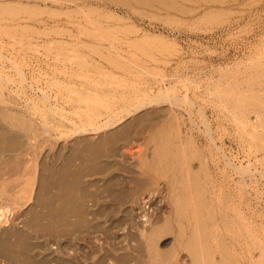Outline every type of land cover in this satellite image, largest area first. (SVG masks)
<instances>
[{"label": "rangeland", "instance_id": "1", "mask_svg": "<svg viewBox=\"0 0 264 264\" xmlns=\"http://www.w3.org/2000/svg\"><path fill=\"white\" fill-rule=\"evenodd\" d=\"M0 52V264H245L241 213L264 240V0H0Z\"/></svg>", "mask_w": 264, "mask_h": 264}, {"label": "bare ground", "instance_id": "2", "mask_svg": "<svg viewBox=\"0 0 264 264\" xmlns=\"http://www.w3.org/2000/svg\"><path fill=\"white\" fill-rule=\"evenodd\" d=\"M96 32V31H95ZM95 35V34H94ZM103 36V35H102ZM1 53V52H0ZM5 58V57H4ZM3 58V59H4ZM9 60V59H8ZM7 60V61H8ZM5 61V60H4ZM78 61H79V63L81 64V65H84V61L83 60H81V59H78ZM12 66H14L15 67V69L17 70V72H19L18 74H20L21 75V77H22V82H24V83H26V82H29V81H27V79L25 78V76L23 75V73L21 72V70H19V68H18V65H16L15 64V62H12V60L11 61H8ZM9 65V64H8ZM136 66V65H135ZM147 72V71H146ZM111 75V74H110ZM147 75V74H146ZM148 75H150V74H148ZM262 76V75H261ZM259 77V76H258ZM5 78V77H4ZM4 78H2V77H0V82L2 83V84H7V86L8 85H10V83H12V81L11 80H6V79H4ZM258 79V78H257ZM143 80V79H142ZM141 80V81H142ZM259 80V79H258ZM152 81V80H151ZM144 82V81H143ZM161 82V81H160ZM113 83V82H112ZM146 83V82H145ZM144 83V84H145ZM1 84V85H2ZM13 84V83H12ZM143 84V85H144ZM17 85V84H16ZM13 86V85H12ZM34 86V85H33ZM31 87V86H30ZM3 88V87H2ZM1 87H0V95L2 94V90L4 89H2ZM152 88V87H151ZM172 87H169V88H166L165 90H161V93L163 92V91H168L169 89H171ZM18 88H16V90H17ZM10 90V89H9ZM20 90V89H19ZM150 90V89H149ZM15 91V90H14ZM104 91V90H103ZM20 92V91H19ZM43 92V91H42ZM105 92V91H104ZM111 92V91H110ZM109 92V93H110ZM116 93V92H115ZM160 93V92H159ZM164 93H166V92H164ZM221 93V92H220ZM133 94H136V93H133ZM157 94V93H156ZM4 95V94H3ZM111 95V94H110ZM112 95H114V94H112ZM143 95V94H142ZM160 95V94H159ZM162 95V94H161ZM171 95V94H170ZM2 96V95H1ZM16 96V95H15ZM136 96V95H135ZM140 96V95H139ZM144 96V95H143ZM177 96V95H176ZM4 97V96H3ZM2 97V98H3ZM43 97L46 99L47 97H46V94L45 93H43ZM161 97V96H160ZM174 97V96H173ZM242 97V96H241ZM5 98V97H4ZM124 98V97H123ZM145 98V97H144ZM153 99H155V100H161L160 98H159V96L158 97H156V96H154V97H152ZM169 98V97H168ZM1 99V98H0ZM9 99V98H8ZM146 99V98H145ZM241 99V98H240ZM246 99V98H245ZM249 99H251V98H249ZM11 100V99H10ZM163 100V99H162ZM165 100V99H164ZM169 100V99H168ZM174 100H176V101H178V102H180V101H182V100H180L179 98H174ZM242 100H243V98H242ZM252 100V99H251ZM250 100V101H251ZM16 101V100H15ZM111 101H113V99L111 100ZM171 101V100H170ZM185 101V100H184ZM240 101V100H239ZM263 101V100H262ZM261 101V102H262ZM2 102H4V100L2 101ZM24 102V101H23ZM156 102H158V101H156ZM162 102V101H161ZM173 102V101H172ZM185 102H187V101H185ZM245 102V101H244ZM247 102H248V104H249V100H247ZM140 103H142V102H139L138 104H140ZM176 103V102H175ZM188 103H189V101H188ZM216 103V102H215ZM241 103V102H240ZM137 104V105H138ZM160 104V103H159ZM190 104H191V102H190ZM137 105H135V106H137ZM184 105V104H183ZM187 105V104H186ZM251 105V104H250ZM29 106H31V108H32V110L34 111V112H36V110H37V108H36V104L35 103H33L32 105H29ZM223 106V105H222ZM252 106H253V104H252ZM263 109H264V104L262 103V105H260ZM260 106L258 107V108H260ZM140 107H143L142 106V104H141V106L139 105V106H137V107H134L136 110L137 109H139ZM190 107H191V105H190ZM237 107V106H236ZM238 107H239V104H238ZM8 108V107H7ZM225 108V107H224ZM240 108H241V110L242 109H246L245 108V106H244V104L242 103L241 105H240ZM261 109V108H260ZM263 109H261V110H263ZM55 110H56V107H52V109H51V111H52V113L54 112L55 113ZM105 110V109H104ZM227 110V109H226ZM8 111V110H7ZM11 111V110H10ZM94 111H95V109H94ZM94 111H93V109L92 110H90L89 112L87 111V114H88V118H90V119H94L95 118V115L97 116L98 115V113H99V111H97L98 113H94ZM128 111H129V113H130V111H131V108L130 109H128ZM127 111V112H128ZM198 111V110H197ZM243 111V110H242ZM91 112H93V113H91ZM241 112V111H240ZM123 113V112H122ZM199 113V112H198ZM246 113V112H245ZM264 113V112H263ZM91 114V115H90ZM114 114V113H113ZM248 114V113H247ZM259 114V113H258ZM82 115V114H81ZM84 115H86V114H84ZM24 116V115H23ZM78 116V115H77ZM244 116V115H243ZM259 116V115H258ZM7 117H9V115L7 116ZM189 117V116H188ZM260 117V116H259ZM79 118V117H78ZM100 118V117H99ZM19 119V118H18ZM109 120H110V118H109ZM82 121V120H81ZM20 122L22 123L23 121H21L20 120ZM25 122V121H24ZM73 122V121H72ZM261 122H262V124H261V126H263L264 127V120L262 121L261 120ZM260 122V123H261ZM21 123H19L20 125H21ZM27 123V122H26ZM104 123V122H103ZM203 123V122H202ZM240 123V122H239ZM259 123V122H258ZM24 124V123H23ZM93 124V123H92ZM108 124H109V122H107V123H105V124H103V125H97V124H93V125H84V128H86L85 130L86 131H89L90 129H101L102 127H107L108 126ZM16 125V124H15ZM26 126H28V124L26 125ZM32 126V125H31ZM22 127V126H21ZM81 127V126H80ZM206 127H208L207 125H206ZM23 128V127H22ZM29 128V127H28ZM83 128V129H84ZM241 130H242V134L243 135H245L246 137H248L249 138V140L250 141H252L253 142V144H256L257 146H262V137H260L259 136V133H256V131H255V127L253 126V125H251L250 123H249V120H241ZM259 128V127H258ZM261 128V127H260ZM26 129H27V127H26ZM88 129V130H87ZM29 131V130H28ZM201 131V130H200ZM205 131V130H204ZM207 131L209 132V130L207 129ZM73 134V133H72ZM238 134V133H237ZM62 135V134H61ZM210 135V134H209ZM262 135V134H261ZM177 136V135H176ZM211 137V136H210ZM212 138V137H211ZM213 140V139H212ZM264 140V139H263ZM165 141H167V140H165ZM211 141V140H210ZM211 142H213V141H211ZM214 143V142H213ZM191 144V143H190ZM216 144V143H215ZM215 144H214V146H215ZM252 144V143H251ZM254 146V145H253ZM177 147V146H176ZM189 147V146H188ZM191 147V146H190ZM173 148V147H172ZM138 149V148H137ZM218 149V148H217ZM259 149V148H258ZM129 150V149H128ZM132 150H134L133 148L130 150V152L132 151ZM157 150V149H156ZM171 150V149H170ZM189 152V151H188ZM133 153V152H132ZM192 153H194V152H192ZM157 154V153H156ZM161 154V153H160ZM173 154V153H172ZM219 154H221V153H219ZM190 155V154H189ZM198 156V155H197ZM163 157V156H162ZM171 157H173V156H171ZM179 157V156H178ZM193 157V156H192ZM200 157V156H199ZM161 159V158H160ZM175 159V158H174ZM177 159V158H176ZM183 159V158H182ZM189 160V159H188ZM162 161V160H161ZM180 161V160H179ZM170 162V161H169ZM171 162H173V161H171ZM172 164V163H171ZM170 165V164H169ZM172 166V165H171ZM174 166V165H173ZM150 167V166H149ZM183 168V167H182ZM236 169V168H235ZM165 170V169H164ZM236 170H238L239 172H243L242 171V169L241 168H237ZM195 171V170H194ZM153 172V171H152ZM200 172V171H199ZM164 175V174H163ZM167 175V174H166ZM179 176V175H178ZM205 177V176H204ZM183 178V177H182ZM185 180V179H184ZM180 181H181V179H180ZM179 182V181H178ZM200 182V181H199ZM181 183V182H180ZM183 183V182H182ZM174 184V183H173ZM177 184V183H176ZM185 184V183H184ZM188 184V183H187ZM234 184V183H233ZM196 185H198L197 184V182H196ZM170 186V185H169ZM208 186V185H207ZM175 187H177V185H175ZM202 187V186H201ZM233 187H235V186H233ZM171 188V187H170ZM182 188V187H181ZM184 188V187H183ZM173 189V188H172ZM187 189V188H186ZM236 189L237 190H240L241 191V187H236ZM243 190V189H242ZM2 192V191H1ZM206 192V191H205ZM201 193V192H200ZM208 193V192H207ZM174 197V196H173ZM201 197V196H200ZM204 198V197H203ZM231 198V197H230ZM185 199H187V198H185ZM212 199V198H211ZM176 200H177V198H176ZM213 201V200H212ZM14 202V201H13ZM12 202V203H13ZM173 202V201H172ZM175 203V202H174ZM187 203V202H186ZM9 205V204H8ZM236 206V205H235ZM181 208V207H180ZM184 208V207H183ZM220 208V207H219ZM234 210V209H233ZM235 210H240L239 208H237V207H235ZM235 213H234V215L236 214V211H234ZM240 212H241V210H240ZM238 214H239V211L237 212ZM226 214V213H225ZM212 216V215H211ZM3 217V216H2ZM213 217V216H212ZM230 218V217H229ZM222 219V218H221ZM227 219V218H226ZM234 223L235 224H237L239 227H240V233H238V234H240L239 236H240V239H238V241L240 240L241 241V243H240V245H242V243H243V241H244V249H245V258H243V259H245V264H253L254 263V259H255V257H254V250H255V248H259L260 249V251H261V260H263V264H264V240H259V238H257L258 236L256 235L255 236V230H254V224H252V220H251V217H245V216H242V213L241 214H239V216L238 215H236L235 217H234ZM233 220H232V222H233ZM188 221V220H187ZM222 221V220H221ZM225 221V220H224ZM231 223V222H230ZM225 224V223H224ZM213 225V224H212ZM241 225V226H240ZM232 226H233V224H232ZM230 227V226H229ZM212 228V227H211ZM194 229H196V228H194ZM216 229V228H215ZM232 229V228H231ZM236 230V229H235ZM193 232H195V231H193ZM210 232V231H209ZM198 235H199V237H201L200 236V234L199 233H197V232H195V234H194V236L195 237H197V239H198ZM209 235V234H208ZM190 236V235H189ZM191 236H192V234H191ZM195 237H191V239L193 238H195ZM230 238V237H229ZM239 238V237H238ZM196 239V238H195ZM236 239H237V237H236ZM235 239V240H236ZM190 241V240H189ZM188 241V242H189ZM200 240H198V242H199ZM187 242V243H188ZM201 242V241H200ZM199 244H201V243H199ZM204 244V243H203ZM220 245V244H219ZM191 246V247H190ZM189 247L192 249V251L194 252V255H195V253L197 254L198 252H197V247H201L202 245H198L197 246V242H195V241H193L192 243H191V245H190ZM223 246V245H222ZM258 246V247H257ZM188 247V248H189ZM242 247V246H241ZM189 248V249H190ZM200 249V248H199ZM258 249V250H259ZM209 250V249H208ZM242 252H244L243 251V247H242ZM154 252V251H153ZM204 253V252H203ZM152 254V253H151ZM206 254V253H205ZM205 254L202 256L201 254H197V255H199L198 256V259H199V257H200V255H201V258H203L204 256H205ZM196 255V256H197ZM154 256V255H153ZM244 256V255H243ZM242 256V257H243ZM172 258V257H171ZM200 258V259H201ZM207 258H209V257H207ZM207 258H205V260L207 259ZM234 258V257H233ZM173 259V258H172ZM229 259H231V258H228V260ZM168 260H170L169 258H168ZM203 260H204V258H203ZM208 260V259H207ZM227 260V259H226ZM210 261V260H209ZM209 261H208V263H209ZM165 262V261H164ZM164 262H162V263H164ZM211 262V261H210ZM159 263V262H158ZM167 263L169 264V262L167 261ZM166 263V264H167ZM212 263V262H211ZM171 264V263H170ZM174 264V263H173ZM229 264V263H228ZM260 264H262V262L260 263Z\"/></svg>", "mask_w": 264, "mask_h": 264}]
</instances>
